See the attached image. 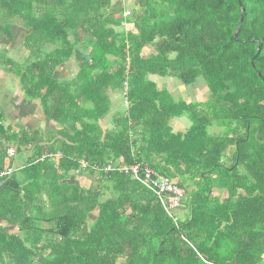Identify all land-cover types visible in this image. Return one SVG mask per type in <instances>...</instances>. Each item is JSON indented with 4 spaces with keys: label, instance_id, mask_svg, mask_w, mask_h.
Returning a JSON list of instances; mask_svg holds the SVG:
<instances>
[{
    "label": "trees",
    "instance_id": "16d2710c",
    "mask_svg": "<svg viewBox=\"0 0 264 264\" xmlns=\"http://www.w3.org/2000/svg\"><path fill=\"white\" fill-rule=\"evenodd\" d=\"M116 2L6 1L5 17L21 14L32 41L56 47L21 77L62 129L21 181L0 185V217L21 232L0 231V264H263L264 0H134L129 14ZM73 57L78 80L57 81L53 71ZM149 74L186 85L203 77L208 99L175 100ZM109 89L124 91L127 110L105 128ZM184 116L191 127L174 132L170 120ZM134 163L185 189L178 211L119 169Z\"/></svg>",
    "mask_w": 264,
    "mask_h": 264
},
{
    "label": "crops",
    "instance_id": "0c3cea01",
    "mask_svg": "<svg viewBox=\"0 0 264 264\" xmlns=\"http://www.w3.org/2000/svg\"><path fill=\"white\" fill-rule=\"evenodd\" d=\"M0 22H2L0 24V123L4 126L2 129L3 133L7 135V139L0 135V185H2L4 180L13 177V175L17 176V178L19 177L18 179L21 181L20 179L23 178V175L20 174L18 176V173L31 164L32 161H35L33 157L37 154V147L39 145H46L47 147L53 143L59 137L58 133L62 129V125L47 114L42 97L28 96L21 77V72L31 71L29 70L30 65L35 59L40 58H36L37 52L40 51L44 54L45 52H51L56 47L50 43H45L43 46L40 45V47L35 42L37 39L32 41L30 38L33 36V29L21 14L6 16ZM123 30L128 33L136 32L132 23L125 24ZM4 52L7 53V58H3ZM154 52V47L149 45L143 49L142 57L148 58ZM79 74L80 64L75 57L60 62L53 71L54 78L59 82L76 81L79 78ZM148 79L153 80L159 90L168 91L175 100L187 102L202 101L205 100V96L209 95V88L204 78V81H196L194 83L197 91L186 89L187 87H184L186 84L175 75L159 76L157 74H149ZM108 93L112 104L114 99L111 97V93L119 94V99V96H115L117 98L115 104L120 99H123L126 105H121L126 106L127 110V100L124 91L109 89ZM184 117L170 120V125L174 132H185L191 127L188 126L187 119H184ZM101 124L105 128L111 127L107 122H102ZM110 124L114 127L113 122ZM31 137H35L36 140L28 143V139ZM6 147L7 149L3 150ZM4 151L6 155L2 157L1 154ZM46 157L47 155L44 153L39 158H36V161L38 159L44 160ZM7 169H11V172L7 175H2L3 171ZM74 176H77L76 179L83 185H88V182H92L86 175L81 177L78 175ZM75 177L72 176L70 180L74 181ZM80 179H84L85 182ZM222 194L225 198L228 196V191L225 190ZM0 231L9 235H20L21 233L18 225L10 223L1 217ZM262 256L264 261V254ZM3 258L7 259V254H3ZM1 259L0 256V262Z\"/></svg>",
    "mask_w": 264,
    "mask_h": 264
},
{
    "label": "built area",
    "instance_id": "2783aa9c",
    "mask_svg": "<svg viewBox=\"0 0 264 264\" xmlns=\"http://www.w3.org/2000/svg\"><path fill=\"white\" fill-rule=\"evenodd\" d=\"M85 163L84 166H87ZM116 169L115 162H109L104 170L106 172ZM119 169L127 174H132L135 178H139L147 187L152 189L161 200L168 213L172 214L183 202L185 189L175 183L170 177L162 175L149 164L134 163L132 165L119 166ZM10 172V171H9ZM7 172H3L2 175Z\"/></svg>",
    "mask_w": 264,
    "mask_h": 264
},
{
    "label": "rangeland",
    "instance_id": "374dc122",
    "mask_svg": "<svg viewBox=\"0 0 264 264\" xmlns=\"http://www.w3.org/2000/svg\"><path fill=\"white\" fill-rule=\"evenodd\" d=\"M6 1L7 0H0V20H2V19H4V17H5V14H6V12H7V10L9 9L8 8V5L6 4ZM9 1V0H8ZM117 2H119V3H121L122 5L124 4L125 5V7H126V14H129L131 11H132V9L134 8V7H136L135 5H134V0H116ZM116 2V3H117ZM118 4V3H117ZM116 16H118V14L116 15ZM0 24H2V22H0ZM130 26V25H129ZM128 26V27H129ZM133 30H134V28H133ZM136 31V30H135ZM32 39H36L35 37L33 38V36L31 37ZM3 56V58H7V53L6 52H4V55H2ZM197 81H204V79H203V77H200V78H198V80ZM183 85V84H182ZM198 85H200V84H198ZM184 86V85H183ZM184 87H187L186 89H190L191 91H197V88H196V84H191V85H188V86H184ZM115 96H119L118 97V99L120 98V95L119 94H117V93H111V97H113V99H114V105L112 104V107H111V109H110V111H109V113L102 119V121H101V123L102 122H107V123H109L108 125L109 126H111V127H109V128H112V124H110V123H112L113 122V118L116 116V115H120L121 113H123V112H125L126 111V106H123L124 104H125V101L122 99H120V101H117L116 102V104H115V100L117 99ZM209 96V95H208ZM208 96H205L206 98H204L205 100L206 99H208ZM194 100H196V99H194ZM121 104H123V105H121ZM126 105V104H125ZM116 110V111H115ZM115 111V112H114ZM187 119L186 121H187V123H188V126H191V121L187 118V117H184V119ZM222 132V128H220V127H217V126H214V127H212V128H210V133L211 134H220ZM87 173V172H86ZM87 175V174H86ZM87 178H89L88 176H86ZM90 179V178H89ZM82 182H85V180L83 179H80ZM87 184H90L89 182L87 183ZM185 200V199H184ZM184 200H183V202H184ZM178 211V210H177ZM186 213L187 212H184V215L183 214H181L180 216L182 217V216H186ZM263 264H264V261H263Z\"/></svg>",
    "mask_w": 264,
    "mask_h": 264
},
{
    "label": "water",
    "instance_id": "95a60500",
    "mask_svg": "<svg viewBox=\"0 0 264 264\" xmlns=\"http://www.w3.org/2000/svg\"><path fill=\"white\" fill-rule=\"evenodd\" d=\"M240 1V3H241V0H239ZM244 14V13H243ZM243 19V18H242ZM242 19H241V22H242ZM238 31H239V28L237 29V31L235 32V36H236V38H237V36H238ZM259 51H260V48H259Z\"/></svg>",
    "mask_w": 264,
    "mask_h": 264
},
{
    "label": "clouds",
    "instance_id": "9594fccd",
    "mask_svg": "<svg viewBox=\"0 0 264 264\" xmlns=\"http://www.w3.org/2000/svg\"><path fill=\"white\" fill-rule=\"evenodd\" d=\"M112 162H114V161H112ZM145 164H148V163H145ZM11 172V169H7L6 171H3V172H7L6 174H4V175H7V174H9L10 172ZM11 175V174H10Z\"/></svg>",
    "mask_w": 264,
    "mask_h": 264
}]
</instances>
